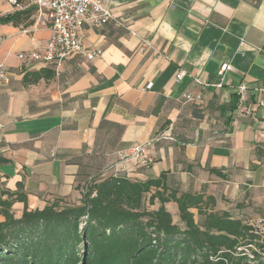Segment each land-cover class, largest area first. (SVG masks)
Returning a JSON list of instances; mask_svg holds the SVG:
<instances>
[{"label":"crops","instance_id":"1","mask_svg":"<svg viewBox=\"0 0 264 264\" xmlns=\"http://www.w3.org/2000/svg\"><path fill=\"white\" fill-rule=\"evenodd\" d=\"M15 1L0 0V16L25 11L18 24L0 23V63L11 75L0 85V189L23 183L30 208L80 197L78 159L88 158L102 177L165 172L170 186L206 191L236 217L264 211V0H102L125 25H85V46L102 56L76 53L57 67L19 58L45 48L50 19L34 0ZM130 29L155 50L139 52ZM223 63L231 68L221 75ZM45 67L52 78L25 83ZM241 84L247 100L236 102ZM185 92H201L203 103ZM144 143L150 167L119 160ZM23 207L14 204L17 216ZM166 207L179 219L176 203Z\"/></svg>","mask_w":264,"mask_h":264},{"label":"trees","instance_id":"2","mask_svg":"<svg viewBox=\"0 0 264 264\" xmlns=\"http://www.w3.org/2000/svg\"><path fill=\"white\" fill-rule=\"evenodd\" d=\"M24 12L0 16V23L18 24ZM55 73L45 67L26 73L24 81ZM233 97L239 101L238 94ZM83 159H78L77 202L58 197L30 208L23 183L16 190L0 189V264H264V222L260 227L248 215L217 209L215 196L206 191L170 186L165 172L146 180L102 177L100 168ZM16 202L24 203L20 216ZM168 202L177 204L178 221Z\"/></svg>","mask_w":264,"mask_h":264},{"label":"built area","instance_id":"3","mask_svg":"<svg viewBox=\"0 0 264 264\" xmlns=\"http://www.w3.org/2000/svg\"><path fill=\"white\" fill-rule=\"evenodd\" d=\"M14 3L15 0H12ZM38 7L47 12L50 19V37L43 50L23 51L19 53V58L26 64L34 62L43 63L52 67H57L69 56L81 53L88 59L100 57L103 54L101 48H87L83 40V29L87 24L100 26L114 20L118 25L124 26V22L118 19L112 9L105 5L102 0H34ZM130 33L139 39L138 50L147 53L155 50L151 39L139 35L137 31L130 29ZM3 37H0V44ZM231 68L228 63H223L219 73H224ZM186 75V71L181 70L177 74V80H181ZM11 75L4 63H0V85L9 83ZM221 87L222 83H215ZM248 86L241 84L238 87V94L241 102L247 100ZM259 90L264 91V88ZM183 99L186 102L203 103L201 92H185ZM148 143L135 145L127 150L119 151L118 158L121 162H133L139 166L148 168L151 159L147 156ZM250 259L254 255L248 251Z\"/></svg>","mask_w":264,"mask_h":264},{"label":"rangeland","instance_id":"4","mask_svg":"<svg viewBox=\"0 0 264 264\" xmlns=\"http://www.w3.org/2000/svg\"><path fill=\"white\" fill-rule=\"evenodd\" d=\"M35 2V1H34ZM83 161L87 164V163H91L89 159L85 158L83 159ZM90 173H98V170L100 169H87ZM78 192H80V190H78ZM80 195H81V192H80ZM80 197H71L70 199H67V201L69 202H77L79 200ZM15 211V210H14ZM247 218L251 221H253L254 223H259L260 227H263L262 223L264 221H260L262 219H264V211H260V210H257L256 213L252 214V215H248ZM3 219L2 216H0V220ZM176 221H178V219L176 218Z\"/></svg>","mask_w":264,"mask_h":264}]
</instances>
